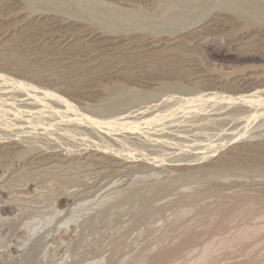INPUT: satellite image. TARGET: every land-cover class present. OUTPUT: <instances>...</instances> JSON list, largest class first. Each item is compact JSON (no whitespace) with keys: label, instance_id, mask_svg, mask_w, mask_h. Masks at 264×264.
<instances>
[{"label":"rangeland","instance_id":"1","mask_svg":"<svg viewBox=\"0 0 264 264\" xmlns=\"http://www.w3.org/2000/svg\"><path fill=\"white\" fill-rule=\"evenodd\" d=\"M263 200L264 0H0L1 264H262Z\"/></svg>","mask_w":264,"mask_h":264},{"label":"bare ground","instance_id":"2","mask_svg":"<svg viewBox=\"0 0 264 264\" xmlns=\"http://www.w3.org/2000/svg\"><path fill=\"white\" fill-rule=\"evenodd\" d=\"M107 36V35H106ZM92 41V40H91ZM3 74H1V76H2ZM8 76V75H7ZM252 76V75H251ZM250 79V78H249ZM244 92V91H243ZM66 104V103H65ZM69 107V106H68ZM61 109V108H60ZM58 111V110H57ZM62 112V111H61ZM81 116V115H80ZM96 122V121H95ZM102 130V129H101ZM104 130H105V128H104ZM105 136V135H104ZM239 136V135H238ZM244 137V136H243ZM248 138V137H247ZM237 141V140H236ZM118 153V152H117ZM216 154V153H215ZM119 155H121L120 153H119ZM204 156V155H203ZM123 157V156H122ZM131 157V156H130ZM192 157V156H191ZM202 157V156H201ZM205 157V156H204ZM203 157V158H204ZM160 158V157H159ZM211 158V157H210ZM125 159V158H124ZM198 159H199V157H198ZM206 159V158H205ZM127 160V159H126ZM197 160V159H196ZM146 161H147V159H146ZM161 162V161H160ZM188 162V161H187ZM191 162V161H190ZM164 163V162H163ZM161 166V165H160ZM224 168V167H223ZM218 170V169H217ZM132 197V196H131ZM264 201V200H263ZM229 214V213H228ZM232 218V217H231ZM223 220V219H222ZM221 220V221H222ZM231 220L229 219V222H230ZM233 221V220H232ZM220 222V221H219ZM224 222V221H223ZM226 222V221H225ZM225 222L223 223V224H225ZM222 224V225H223ZM240 238V237H239ZM187 240V239H186ZM184 244V243H183ZM179 245V244H178ZM39 246H40V241L39 240H36V241H34L33 243H32V245L31 246H29V248H28V251L26 252V260L24 261V262H26V264H28L29 262H31V261H33L34 259H35V253H36V250H38V248H39ZM167 249V248H166ZM161 258V257H160ZM206 259V258H205ZM155 260H156V258H155ZM202 261V260H201ZM262 260H259L258 262H261ZM200 262V261H199ZM255 262V261H254ZM264 262V261H263ZM1 264V263H0ZM262 264H264V263H262Z\"/></svg>","mask_w":264,"mask_h":264}]
</instances>
